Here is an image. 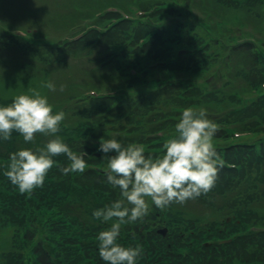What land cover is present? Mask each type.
I'll list each match as a JSON object with an SVG mask.
<instances>
[{
  "label": "rangeland",
  "instance_id": "1",
  "mask_svg": "<svg viewBox=\"0 0 264 264\" xmlns=\"http://www.w3.org/2000/svg\"><path fill=\"white\" fill-rule=\"evenodd\" d=\"M118 2H128L126 4L134 7H138L135 6L138 5L137 3L140 5L146 4V0H0V20L3 28L0 26V33L3 31L5 34L16 32L24 36L25 40H30L33 34L40 37L45 36L47 39L54 37V44L50 42L49 46L42 44L40 48H30L25 55L33 60L31 62L35 63L39 59V56L35 58L36 52L41 50V54L44 56L41 57L46 58L49 63L42 66H37L38 63H36L29 69V72L39 74L46 72L48 74L46 80L52 81L56 86L54 89H49L51 101L65 99L71 91L80 95L79 87L90 86L88 83H91L90 81L94 76L97 78L104 74V78L109 82L115 81L110 77H106V74H108L106 69H102L105 73L99 70L98 59L101 53L98 47H88L86 43L85 46L87 47L81 50L77 49L71 52L68 48H62L61 52L56 50L58 45L56 42L59 41L56 40L61 36H67L70 32L69 28L73 27L64 28L65 24L62 23L61 28H64L63 31L54 32L53 27L61 29L59 27V14L61 18L69 20L70 24L77 25L81 18L90 17L95 11H100L108 5L117 4ZM176 2L177 0H159L161 6L168 7L169 5L178 9L180 13L193 12L194 9L200 8V4L203 6L207 1L195 0L193 6L188 1H181L179 5ZM225 2L229 7H239L242 6L245 0H225ZM250 2L247 0V5L251 7H248L246 3L243 5L245 9L250 8L248 13L237 10L234 11L236 13L222 15L224 21L219 20L221 24L219 30L209 27L210 24L205 25L207 32L199 27L197 28L195 32L201 34L202 37L200 36L201 40L196 46V53L202 52L203 56L205 52L207 55L205 58H201L196 66L192 62L182 60L183 67L192 65L197 74L194 71L186 75L185 72L181 74L180 70L162 69L165 64L164 60L153 58L151 55H140V58L144 61L143 69L145 70L141 78L142 82L124 83L119 92L124 93V91L130 90L134 86H146L147 93L138 102L130 101L126 97L114 99L111 106L123 103L127 107L128 113L132 112L135 115L139 113L149 115L153 111H159V109L151 108L156 107L158 104L164 107L163 119L172 120L163 129V136L155 138L156 140L145 147L146 153L155 155L163 151L164 141L175 135L174 124L179 119L180 112L186 106L204 107L207 109L206 116L209 119L217 124L228 123L232 126L233 136H225L219 141H215L213 138V144L230 146L236 143L249 144L253 149L257 143L259 145L264 143V122L260 121L264 120V57L254 58V55L259 54L264 56V0H253L252 4ZM213 7L218 8V5L216 6L213 3ZM251 13L255 14L252 15ZM191 19L189 18L187 21H191ZM192 22L196 25V20L192 19ZM247 23L253 26L247 25ZM80 27L73 28V31L77 30L79 32ZM226 27L231 28V34L225 33ZM10 29L12 30L7 31ZM251 39L253 42L250 43L249 47L252 50L244 48V44L247 43L245 41ZM203 41L207 42L205 46H203ZM236 45H239V47L235 48ZM1 47L3 49L2 53L7 52L11 55L14 52L13 48H9L10 46L6 43L4 46L0 43ZM2 53L0 50V60ZM78 57L86 60L92 59L97 65L89 64V70L93 75L80 72V61L74 60ZM224 58L229 59L227 64L223 61ZM55 61L58 62L54 63ZM205 61H209V64L204 65ZM207 69L209 70L208 75H212L211 80L207 76L203 77L205 76L203 73ZM234 72L239 83L233 81L232 74ZM228 80L231 82H228ZM31 85H33V82L29 80L21 82L18 77H15L12 81H7V87L0 89V98L7 99L5 96L8 95L13 97L19 90ZM61 85H63L62 89ZM112 85L111 83L104 84L105 87L110 88ZM35 87L38 86L35 85ZM106 90L108 89L101 91ZM190 93L192 95H189ZM91 106L92 104L85 111L91 112ZM108 110L109 108L103 107L100 114L96 117L89 116V118L92 122L106 127L111 122L106 124L103 114H113ZM118 118H120L118 115H112L114 121ZM35 136L36 138L33 141L26 142L22 137L18 141L16 140L17 148L42 146L49 138V136L42 133H36ZM12 143V148H14L15 146ZM94 159L89 162H92L93 166H97L103 172L107 162H97V157ZM104 160L107 161L106 156ZM231 165L237 169L242 167V170L241 178L236 179L235 185L227 192L228 195L239 194L243 187L246 192L255 193L256 196L245 199L243 210L238 207H228L231 200H221L222 197H226V194L222 197L216 196L217 194H212L213 197H211L208 194L202 196L201 203L197 199H188L183 203H170L164 207L165 210L163 211L157 210L161 216L159 225H155V229L168 226L169 234L173 235L175 227L183 226L187 219L189 221L195 219V217L201 218L202 221L215 219L221 223L225 218L226 208H228V212L232 211L235 214L233 216L230 213L227 214L226 216H229V218L226 222H230L232 218L237 229L246 226V229L252 234L264 232V167L257 168L255 164L249 167L242 160L240 162L233 161ZM87 171V169H84L83 172L61 174L66 182L57 178L52 184L47 182V187L43 186L36 191L32 190V195L19 192L8 179H0V264H39V251L37 250L40 248L47 256V264H95L93 261L86 262L93 252L90 251V255L88 253L82 255L79 253V245H90L89 242L93 240L92 233L98 231L102 223L100 219L92 217L91 213L94 207H101L116 198L115 188L112 185L96 180L94 175L87 174ZM210 197L213 201L209 200ZM146 199L149 203L148 213H150L155 210L154 205H152L150 197ZM236 204L238 206V203ZM191 209L199 215L190 212ZM239 213L242 217L239 216ZM62 214L67 219L72 220L71 224H74V222L80 224V227L75 229L76 232L79 230L78 233L71 230L70 233L66 231L69 225L63 226L61 223ZM156 216L155 213L154 219H156ZM175 220L178 222H173ZM239 220H243V223L238 224ZM108 222L110 221L103 223ZM132 222L139 224L138 226L141 225L138 223L139 221ZM152 222L151 224H153ZM83 223L90 224L88 229L82 226ZM71 233L75 235L85 234V241L79 242L76 240L74 242ZM204 241L207 243H203V245L210 244L209 240ZM225 241L229 242V240ZM257 245H260L263 250L258 251ZM86 247L88 248V246ZM229 255L230 261L225 264H235L236 261L237 264H264V258H261L264 255V241L261 237H256V242L246 241L244 247L233 246ZM193 256L194 259L199 257L196 253ZM224 256L226 257V255ZM201 258L205 264L212 263L211 256L209 260L207 259V262L204 261L202 256ZM222 260L223 258L221 260L217 258L214 259V262L224 264ZM98 263L106 264L100 257Z\"/></svg>",
  "mask_w": 264,
  "mask_h": 264
},
{
  "label": "trees",
  "instance_id": "2",
  "mask_svg": "<svg viewBox=\"0 0 264 264\" xmlns=\"http://www.w3.org/2000/svg\"><path fill=\"white\" fill-rule=\"evenodd\" d=\"M154 1L157 5L151 6L146 3L142 4L141 6L139 3H137L138 6H140L141 12L149 13L150 19H146L145 15L139 16L136 19L132 18L131 20H121L120 18H118V16H115L114 18H116V20L114 23L109 21L106 25L104 24L103 27L104 30H106L105 33L99 35L95 32H90L84 38V40L70 43V47H72L71 50H81L82 48L87 47L85 46V44L87 43L88 47H98L100 50L107 51L105 52V54H100L99 56L98 63L101 68H99V70L102 71V69H106V72L108 73L106 74V77H110L115 82H117L120 88H122V84L124 83L129 84L130 82H142V80H139V77L136 78L135 76L130 75H127L124 81L120 80V77L126 74V69L129 67L141 71L140 78H142L145 70L143 69L144 61L142 58H140L141 54L144 56L151 55L153 56V58L164 60L165 64L163 65L162 69L169 68L172 71L180 70L181 74L185 72L186 75H189L193 71L195 74H197V71L193 70L192 65H186L183 67L182 60H184L185 62H192L193 65L196 66L197 62L200 61L201 58L206 57L207 54H205V52L203 53V56L201 54L202 52L198 53L199 55L196 53V46L201 40L202 35L197 34L195 32L196 30L194 31L193 25H189L185 21L179 23L177 18L178 16L181 17V13L178 9L170 7L169 5L168 7H158L159 1ZM216 1L221 2L222 4L217 3ZM212 2H214L216 5L221 6L225 15L231 14L229 10L231 8H228L227 5L225 6L223 4L226 3L225 0H213ZM245 3L247 5V1H245ZM148 8L151 9L147 10ZM238 8L245 10L243 4ZM222 15L223 14L218 13V17L223 19ZM214 25L212 27H215L217 29L218 27ZM201 28L203 29V27ZM206 44L207 42L203 41V46H205ZM249 46L250 43H246L243 47L246 49H251ZM237 47H239V45H236L235 48ZM180 52H182V54L179 55ZM258 57L263 58L264 56L262 54L254 55L255 59H258ZM80 60V72L82 74L93 75L89 70L88 63H95L91 59L86 60L85 58H80ZM228 60L229 59L227 58L223 59L226 64ZM203 64L208 65L209 61H205ZM76 67L78 68V66ZM208 71L209 70L207 69V71L203 73L205 74V76L203 77L207 76V78H210L211 80L212 75H208ZM232 75L234 77L233 81L239 83V81L235 78V72ZM99 77L104 78L105 75L103 74ZM228 82L231 81L228 80ZM137 88L143 90L144 87L138 86ZM73 94L74 93L72 92L70 98L74 97ZM189 95L192 94L190 93ZM139 96L141 95H138L137 97ZM122 97L124 96H118L116 99H120ZM114 99L115 97L112 99L104 98L92 102L91 100L86 101L85 99L79 101L74 100V102H66L68 108L65 112L63 121L64 123L69 122L72 125H69L67 130L61 127L60 132H58L57 134L60 135L74 151L80 152L82 149H84V151L87 153V155L85 156L86 162L95 160L94 158H91V160H87V158H90L96 149V147L88 142V140L90 139H87V135H84L83 133L84 129L86 128H90L92 130H90L91 132L89 131L90 137L98 138L103 136L105 139H107L111 138V135H116L117 138L121 139L122 143L126 144L135 141L140 143H147L149 146V144H151V142L156 139L145 136L143 132H149L152 130H157L156 133L162 132L163 129L167 127L169 122H171L172 120L163 119L161 117L156 119H145L144 122H142V124L144 125L143 131H137L138 126L136 124L141 123V121L139 120L136 121L138 118L137 115L132 112L128 113L127 107L123 103H117L112 107L111 103ZM127 99L130 101H134L133 99ZM8 102L9 101H4L3 103ZM90 104H92L90 109L91 112L85 111ZM61 105H63V102H61ZM103 107L109 108L108 112L113 113L103 114L106 124L108 122H111V124H108L106 127H102L101 125H96L94 127L90 126V124L87 123L86 119H89V116L96 117L102 112ZM112 115H120L122 117H120V120L118 121H113L114 119H112ZM147 115V113L144 114V116ZM134 119V124H131L130 127H127V125L130 124V122ZM260 121L264 122V120ZM217 125L218 129L213 137L215 141H219L220 139L225 138V136L234 135L233 128L230 124L221 123ZM122 126H124V128ZM105 128L107 129L102 131V129ZM122 128L127 131L128 135L132 132L134 133L130 135V138L126 139L127 136L125 134H118V132L122 130ZM113 129L120 130H116V132H114ZM108 130H110L111 135H109L108 132L105 133V131ZM18 134L19 133L13 131L11 137H15ZM0 143H2L1 145L7 146L6 142L4 141H0ZM236 144H231L233 146L225 144H213L217 152V158L219 159V161H221V163L218 164V172L215 183L211 187L213 189L210 188L207 192H201L199 196L192 199H197V201L201 203L202 196H206L209 194L211 195V197H213L212 194H217L216 196L222 197L226 194V197H222L221 200H231L228 207H238L240 210H243V207H245V199L256 197L255 193L251 194L249 192H246L243 187L241 188L239 194L228 195L227 192L232 186L235 185L236 179L238 180L241 178L242 170V167L237 169L231 164L233 161L240 162L242 160L249 167H251L253 164H255L257 168H260L261 166L264 167V143H261L260 145L259 143H257L258 145H254L253 149L249 146V144ZM12 151H15V149L12 148ZM99 155L101 156V154ZM100 156L97 157L96 161L106 163L107 161L104 160V158H100ZM0 157H7V155L0 154ZM53 159L54 164L52 168L49 169L46 175L55 179L60 178L64 182H66V179L61 174L65 173L62 171V169L68 164V158L65 156V154L60 153L54 155ZM4 169L6 168L2 167V172L4 171ZM87 174H91L92 176L94 175L96 180L108 184L105 182L102 171L95 173L92 170H88ZM1 177L4 178V176ZM69 182H71V180H69ZM46 183L47 179L45 180V183L43 182L42 185L47 187L48 185ZM238 184L242 185L241 183ZM115 194L116 199L120 198V195L117 192ZM211 197L209 198V200L213 201ZM242 198H244V200H242ZM236 203H238V206ZM189 211L194 213L195 215H199L193 209ZM168 213L170 214V212ZM229 213L231 214V216L235 214L232 211L228 212V208H226L225 217H229L226 216ZM154 215L155 214L153 213L149 215L150 219H148L150 223L151 221H154ZM239 216L242 217L240 213ZM64 217L67 218L65 215ZM68 221L72 222V220L70 219H68ZM173 222L178 221L175 220ZM242 223L243 220L238 221V224ZM172 228L174 229V227ZM175 228L176 229H174L173 235H168L165 238H161L155 233L154 230H149L147 227H144V230L139 232L133 226L129 231L132 230V236H136L135 239L126 238V236H124L122 242L131 243L134 246L140 245L142 255L140 256L137 264H205L203 263L201 256L206 262L207 259L209 260V257L211 256L212 263L210 264H216V262H214V259L220 258L221 260V258H223L222 262L225 264L230 261L229 252L231 249H233V246L239 248L244 247L246 241L256 242V237H261V239L264 241V232H258L259 234H252L246 229V226L244 228L237 229V226L233 224L232 218L230 219V222H226L224 218V220L220 223L215 219L202 221L201 218L195 217V219H191L189 221L187 219L183 226ZM121 229L125 234L129 232L127 229ZM204 240H209L208 242L210 244L206 246L203 245V243H205ZM225 240H229V242L226 241L221 243V241ZM257 246L258 251L263 250L260 245ZM195 253L199 255L198 259H194L193 255ZM224 255H226V257ZM42 258L43 264H47V257L43 256ZM188 258H190V260L192 261L188 260ZM261 258H264V255H262ZM235 264H237V261L235 262Z\"/></svg>",
  "mask_w": 264,
  "mask_h": 264
},
{
  "label": "clouds",
  "instance_id": "3",
  "mask_svg": "<svg viewBox=\"0 0 264 264\" xmlns=\"http://www.w3.org/2000/svg\"><path fill=\"white\" fill-rule=\"evenodd\" d=\"M48 89L56 86L46 82ZM61 89L63 85L60 86ZM204 107L186 106L174 124L175 135L166 139L163 151L146 153L140 142L122 143L113 135L97 144L100 158L107 157L103 170L105 182L119 188L120 197L92 210V217L111 223L98 230L96 250L106 264H137L142 255L140 245L119 242L121 224L143 218L149 209L146 198L158 208L170 203H183L207 192L215 183L218 164L213 137L218 125L206 116ZM64 111H53L47 95L37 90L20 92L10 102L0 103V141L8 140L12 132L24 141L35 140L36 133L49 138L42 146L19 147L8 153L3 175L19 192L30 194L43 184L54 164V155L63 153L68 164L63 172H83L87 153L74 151L58 135Z\"/></svg>",
  "mask_w": 264,
  "mask_h": 264
}]
</instances>
